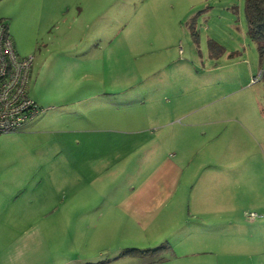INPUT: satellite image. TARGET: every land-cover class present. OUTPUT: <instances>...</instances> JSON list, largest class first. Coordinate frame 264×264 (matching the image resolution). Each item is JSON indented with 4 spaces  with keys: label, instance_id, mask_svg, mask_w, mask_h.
I'll list each match as a JSON object with an SVG mask.
<instances>
[{
    "label": "crops",
    "instance_id": "obj_1",
    "mask_svg": "<svg viewBox=\"0 0 264 264\" xmlns=\"http://www.w3.org/2000/svg\"><path fill=\"white\" fill-rule=\"evenodd\" d=\"M35 1L28 13L39 29L68 7L64 0ZM77 9L79 17L84 9ZM102 19L92 36L61 28L31 49H22L9 25L18 54L34 58L28 94L42 111L13 136V165L0 168V264H145L123 255L135 249L127 246L104 261L68 256L81 236L94 246L98 234L117 228L160 231L150 248L165 250L147 264H264V237L252 251L224 247L215 226L238 227L241 202L256 199L241 173L250 157L238 145L248 140L240 135L246 125L221 112L201 113L217 89H188L186 61L176 64L164 53L157 55L158 81L128 89L131 59L122 26ZM101 29L104 38H96ZM175 66L183 72L179 79L171 73ZM226 121L236 133L225 139ZM256 203L250 209L261 214L250 213L264 216V204ZM209 249L200 261L182 259Z\"/></svg>",
    "mask_w": 264,
    "mask_h": 264
},
{
    "label": "rangeland",
    "instance_id": "obj_2",
    "mask_svg": "<svg viewBox=\"0 0 264 264\" xmlns=\"http://www.w3.org/2000/svg\"><path fill=\"white\" fill-rule=\"evenodd\" d=\"M24 5H27L26 11ZM32 5H36L35 0H0V18L10 25L12 33L16 32L22 49L47 43V38L56 37L61 28L63 34L71 27L76 31V37L92 36L96 27L99 30V21L104 18L113 24V28L121 25L119 31L127 40V53L131 59L127 70L128 89L151 87L153 81H158L162 72L156 71L157 63L161 61L157 56L160 53L166 54L176 64L179 60L186 61L184 69L188 89H217L211 97L215 100L199 111L206 114L221 112L223 115L220 118H235L246 125L245 132L240 130V135H247L248 140L240 141L238 145L241 150L249 152L250 157L241 173L249 177L257 192L256 199L241 202L243 217L238 218V227L230 226L227 222L215 226L218 232L224 233L221 238L224 247L245 246L246 250L252 251L251 248L257 246V239L264 237V222L257 225L246 219L247 213L252 211L261 214L257 209H250L258 208L256 202L264 204V116L261 112L264 106V79L253 82L254 77L264 69V64L262 66L256 43L248 36L245 0H79L77 5L73 0H64L63 5L68 7L61 13L50 14V18L54 15L55 23L48 29L37 28L39 21L29 15L28 6ZM77 6L84 9L79 17ZM104 6L107 11L98 18L96 13ZM95 34L96 38H104L100 37L103 30ZM171 73L178 79L183 75L176 66ZM221 125L225 139L236 133L229 121ZM17 133L0 135V168L4 172L13 165L9 156L17 148L13 140ZM255 151L258 155H255ZM254 221H264V216ZM83 224L77 223L80 231H85ZM209 224L214 226L215 223ZM48 225L49 229H55V226H50L54 223L49 222ZM117 230L106 232V237L98 234L96 239H92L94 246L89 244L90 239L81 236L78 239L79 248L68 256L104 261L113 256L119 247L127 246L125 248L135 247L144 251L129 256L134 257L131 261L145 259L147 264L148 260L155 259L159 252L165 250L150 248L160 241L159 230ZM209 251L182 259L186 262L200 261L208 256L206 253Z\"/></svg>",
    "mask_w": 264,
    "mask_h": 264
},
{
    "label": "built area",
    "instance_id": "obj_3",
    "mask_svg": "<svg viewBox=\"0 0 264 264\" xmlns=\"http://www.w3.org/2000/svg\"><path fill=\"white\" fill-rule=\"evenodd\" d=\"M34 58L21 57L9 33V26L0 18V135L20 132L42 111L28 94ZM264 69L253 82L262 79ZM257 213H247L254 220Z\"/></svg>",
    "mask_w": 264,
    "mask_h": 264
},
{
    "label": "trees",
    "instance_id": "obj_4",
    "mask_svg": "<svg viewBox=\"0 0 264 264\" xmlns=\"http://www.w3.org/2000/svg\"><path fill=\"white\" fill-rule=\"evenodd\" d=\"M245 17L248 29V36L256 43L262 66L264 64V0H245ZM264 79V74L263 77ZM264 116V106L261 109ZM143 253L139 249H126L123 255Z\"/></svg>",
    "mask_w": 264,
    "mask_h": 264
}]
</instances>
